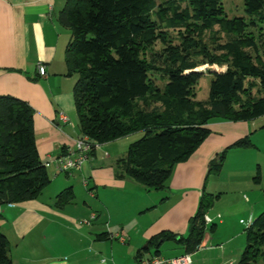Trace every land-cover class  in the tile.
<instances>
[{
	"label": "trees",
	"instance_id": "16d2710c",
	"mask_svg": "<svg viewBox=\"0 0 264 264\" xmlns=\"http://www.w3.org/2000/svg\"><path fill=\"white\" fill-rule=\"evenodd\" d=\"M241 3L244 16L227 19L222 0L64 2L57 23L69 31L64 76L75 77L71 99L79 134L98 146L141 134L114 162L116 179H129L146 191L163 190L174 167L210 134V122L264 116V0ZM202 65L223 69L206 71L211 76L207 98L199 102L195 86L202 73L195 69ZM32 116L23 101L0 96V206L35 200L50 183L36 152ZM251 147L246 136L226 149ZM226 149L208 162L205 181L219 175ZM65 150L61 147L57 156ZM251 181L258 184V170ZM218 197L202 187L186 235L160 232L137 258L145 252L158 257L165 242L177 246L178 255L194 253L204 234L212 232L203 217ZM72 198L66 188L54 206L62 208ZM243 237L235 264H264V210L243 229ZM7 251L0 232V264H11Z\"/></svg>",
	"mask_w": 264,
	"mask_h": 264
},
{
	"label": "crops",
	"instance_id": "0c3cea01",
	"mask_svg": "<svg viewBox=\"0 0 264 264\" xmlns=\"http://www.w3.org/2000/svg\"><path fill=\"white\" fill-rule=\"evenodd\" d=\"M65 1L0 0V96L19 99L32 109L34 144L41 162L54 159L61 147L69 148L81 136L71 99L75 77L64 76L63 52L69 31L57 23ZM38 64L44 67L43 77L36 73ZM59 113L67 123L59 119ZM262 118L210 122V134L186 162L174 167L165 188L159 191H146L129 179L114 177L111 164L119 154L112 144L121 139L99 145L79 171L56 174L48 168L50 183L37 199L0 206V232L6 239L11 264H137L138 251L151 237L160 232L186 235L187 221L195 212L202 187L207 193L216 192L210 188L209 179L205 181L207 164L215 155L248 136L253 147L230 148L227 152L239 159L248 157L247 166L256 168L258 161L264 163V144L260 147L256 140L264 129ZM263 167H258V184L246 181L252 197L244 196L242 209L224 211L216 205L218 197L207 210L204 216L213 226L212 234L206 232L189 255L191 264L237 261L243 243L238 242L234 250L229 245L243 237L244 227L236 231L235 224L252 222L264 210ZM66 188L71 189L72 200L62 208L55 207V197ZM91 216L94 219L89 226L74 227L77 219ZM224 231L228 234H222ZM112 233L123 241L111 238ZM165 243L168 255L158 257L180 256L177 246ZM149 256L145 252L140 257Z\"/></svg>",
	"mask_w": 264,
	"mask_h": 264
},
{
	"label": "rangeland",
	"instance_id": "374dc122",
	"mask_svg": "<svg viewBox=\"0 0 264 264\" xmlns=\"http://www.w3.org/2000/svg\"><path fill=\"white\" fill-rule=\"evenodd\" d=\"M222 6L224 9L225 17L227 19L233 18V17L244 16L243 11H242L243 7H242L241 0H222ZM216 30H217V26H214L213 31L215 32ZM262 30H264L263 26H262ZM170 35H172V33H170ZM208 36H209V34L204 33L203 40L205 41V43H208V41H209ZM219 36H221V34H219ZM222 69L223 68L216 67L214 65H212V66L202 65V66L197 67L195 69V71L202 73V77H200V79L197 81V84L195 86L194 100L202 102V101H205L207 98L208 85H209V82L211 80V76L206 71L209 70V71L220 72ZM155 83L157 85H159L158 81H156ZM261 120L264 122V116ZM140 135H141L140 133L139 134H132L130 136L124 137V139L121 138V140H119V142H117V144H112V145H114L113 150L117 153V155L119 154L117 158H120V156L121 157L124 156V154H125L124 152L127 149L126 144L129 142L132 143V142L136 141L140 137ZM256 140H257L258 146L262 147V144H264V129L257 134ZM226 148H228V147H226ZM228 150L229 149H226V152ZM107 154H109V151ZM263 154H264V152H263ZM111 156L112 155L109 154L110 158H111ZM248 159L249 158L245 157V156H242L239 159V157L236 156V154H234L232 152H227V156L224 160V163H223V166H222V169H221L219 175L216 177H209L208 178L209 184L212 186L210 188H214L216 190L215 194H213V195L219 194V197H220V199L216 205H218L219 207L224 209V211L238 212L240 209L243 208V206H245L243 204V199L245 197L248 199H251V197H252V195L248 193L249 188L246 186V181L251 180V177H254L255 170H258V167L260 169V167H262L264 163H261V161H258V164L256 167L257 169H256V168H254L255 165H253V167L251 165L247 166ZM110 161H113V160L110 159L109 162ZM114 161L111 164L112 166L114 165ZM239 163H240V165H239ZM248 174H249V177H248ZM258 175H259V170H258ZM263 182H264V178H263ZM211 183H213V184H211ZM235 184L240 185L242 187V190L238 191V188H236ZM253 185H255V184H253ZM237 192H239V193H237ZM262 196H263V194H262ZM214 202L212 203V205H214ZM258 214H259V212L257 213V215ZM204 217H206V216H204ZM91 221H93V220L90 219V217L80 218V219H77L76 221H74L73 225L76 229H78V228L80 229V228L89 226ZM242 223H244V222H242ZM235 226L237 227L236 231H240L244 227L243 224H242V226L235 224ZM112 234L113 235H111V236L114 237L115 233H112ZM207 234L211 235L212 233H207ZM222 234L226 235L228 233L226 231H224ZM238 242L241 244L243 243V245H244V237H242L239 240L238 239L234 240L232 242V244L229 245V248H231V250L236 249ZM165 246H166V243H164L160 249L161 257L168 255V253L165 249Z\"/></svg>",
	"mask_w": 264,
	"mask_h": 264
},
{
	"label": "built area",
	"instance_id": "2783aa9c",
	"mask_svg": "<svg viewBox=\"0 0 264 264\" xmlns=\"http://www.w3.org/2000/svg\"><path fill=\"white\" fill-rule=\"evenodd\" d=\"M44 67L41 64L36 65V73L38 76H44ZM59 119L63 123H67V119L59 113ZM98 145L91 144L86 137H78L73 144L66 148L62 155L55 157L52 160H46L43 162L45 168H52L56 174H69L73 171H79L82 166L87 162L90 152L97 149ZM82 184L85 185V180L82 179ZM90 219H94L93 216ZM204 223L208 225L210 220L207 217H203ZM239 223H242L241 221ZM244 227H248L251 221L248 220L242 223ZM117 238L118 241L122 242V237H112ZM137 264H191L190 256L188 254L180 255L174 258H160V257H140L137 260Z\"/></svg>",
	"mask_w": 264,
	"mask_h": 264
},
{
	"label": "water",
	"instance_id": "95a60500",
	"mask_svg": "<svg viewBox=\"0 0 264 264\" xmlns=\"http://www.w3.org/2000/svg\"><path fill=\"white\" fill-rule=\"evenodd\" d=\"M211 72H215V71H211ZM263 197H264V194H263ZM146 245L143 246V248L145 247Z\"/></svg>",
	"mask_w": 264,
	"mask_h": 264
}]
</instances>
